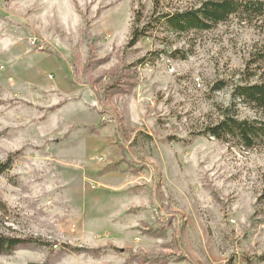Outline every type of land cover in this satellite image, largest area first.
<instances>
[{"label":"rangeland","instance_id":"1","mask_svg":"<svg viewBox=\"0 0 264 264\" xmlns=\"http://www.w3.org/2000/svg\"><path fill=\"white\" fill-rule=\"evenodd\" d=\"M201 1L0 0V264H264V141L207 131L264 26L158 20Z\"/></svg>","mask_w":264,"mask_h":264},{"label":"trees","instance_id":"2","mask_svg":"<svg viewBox=\"0 0 264 264\" xmlns=\"http://www.w3.org/2000/svg\"><path fill=\"white\" fill-rule=\"evenodd\" d=\"M162 0H153L150 18L156 14ZM138 19L132 23L131 43H134L140 36H143L147 26H138L143 17L141 8ZM230 16H237L241 21L250 23L252 21L264 26V0H204L199 7L161 13L159 22H163L173 33H184L191 29L203 30L212 27L214 24L226 21ZM154 29L153 20L148 22ZM247 63L258 69L259 63H264V52H251ZM248 66V65H247ZM253 76L254 73L250 74ZM216 84L215 87H217ZM242 102L255 112L261 114V119L254 122L248 119H239L235 112L234 104ZM208 133L214 138L224 141L227 136L239 138L248 148H252L258 141H264V82L243 81L234 84L230 105L221 110V116L216 123L207 128ZM15 161V154L9 155L5 160L0 161V174L10 169ZM258 197L259 201L264 200V192ZM4 204L0 198V209ZM28 243H39L36 239L20 238L0 234V254H9L19 246Z\"/></svg>","mask_w":264,"mask_h":264}]
</instances>
